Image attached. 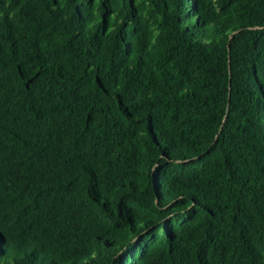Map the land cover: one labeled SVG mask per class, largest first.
<instances>
[{
    "label": "trees",
    "instance_id": "trees-1",
    "mask_svg": "<svg viewBox=\"0 0 264 264\" xmlns=\"http://www.w3.org/2000/svg\"><path fill=\"white\" fill-rule=\"evenodd\" d=\"M0 264H264V0H0Z\"/></svg>",
    "mask_w": 264,
    "mask_h": 264
}]
</instances>
